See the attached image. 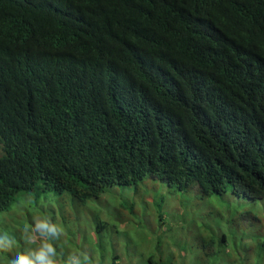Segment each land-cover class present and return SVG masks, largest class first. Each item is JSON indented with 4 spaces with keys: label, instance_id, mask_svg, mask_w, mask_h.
<instances>
[{
    "label": "trees",
    "instance_id": "obj_1",
    "mask_svg": "<svg viewBox=\"0 0 264 264\" xmlns=\"http://www.w3.org/2000/svg\"><path fill=\"white\" fill-rule=\"evenodd\" d=\"M146 174L264 198V0H0V211Z\"/></svg>",
    "mask_w": 264,
    "mask_h": 264
},
{
    "label": "rangeland",
    "instance_id": "obj_2",
    "mask_svg": "<svg viewBox=\"0 0 264 264\" xmlns=\"http://www.w3.org/2000/svg\"><path fill=\"white\" fill-rule=\"evenodd\" d=\"M44 215L64 228L54 242L57 264L73 252L98 264H110L115 255L120 264H147L149 257L172 264H264V198L229 188L203 195L195 182L179 189L146 174L135 185H110L83 201L69 191H20L0 211V233L16 241L0 253V264L37 246L24 230Z\"/></svg>",
    "mask_w": 264,
    "mask_h": 264
},
{
    "label": "clouds",
    "instance_id": "obj_3",
    "mask_svg": "<svg viewBox=\"0 0 264 264\" xmlns=\"http://www.w3.org/2000/svg\"><path fill=\"white\" fill-rule=\"evenodd\" d=\"M63 234L64 228L54 223L50 216L33 217L24 230V237L37 246L18 252L9 264H57L58 252L54 242ZM15 243V238L7 232L0 233V253L10 252ZM63 264H90V257L83 252H73L63 258ZM110 264H117V258L113 256Z\"/></svg>",
    "mask_w": 264,
    "mask_h": 264
},
{
    "label": "crops",
    "instance_id": "obj_4",
    "mask_svg": "<svg viewBox=\"0 0 264 264\" xmlns=\"http://www.w3.org/2000/svg\"><path fill=\"white\" fill-rule=\"evenodd\" d=\"M222 240H223V238H221ZM114 257H116L117 258V256L115 255ZM90 261H94L95 262V264H98L97 262H96V260H94L93 258H90ZM160 262H163V263H169V264H172L171 262H169V261H167V260H164V261H161L160 260ZM117 264H120L119 262H118V260H117ZM183 264H192L191 262H189V263H183Z\"/></svg>",
    "mask_w": 264,
    "mask_h": 264
}]
</instances>
